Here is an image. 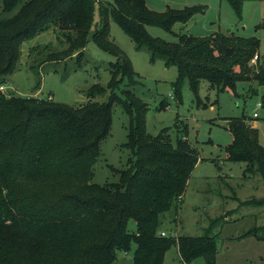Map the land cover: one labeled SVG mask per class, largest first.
I'll return each mask as SVG.
<instances>
[{
  "label": "trees",
  "instance_id": "obj_1",
  "mask_svg": "<svg viewBox=\"0 0 264 264\" xmlns=\"http://www.w3.org/2000/svg\"><path fill=\"white\" fill-rule=\"evenodd\" d=\"M97 1L0 0V86L16 70L20 44L49 28L68 46L49 53L46 61L74 55L79 59L89 40L115 59L108 63L107 88L93 85L87 101L78 106L0 90V264H112L116 252L127 251L132 243V264H162L173 246L184 263L202 257L205 264H216L218 234L159 233L161 215L185 193L200 160L198 150L186 138L185 128L175 141L168 128L155 136L147 133L148 105L130 89L139 83V75L109 39L108 22L112 18L135 49H147L150 62L162 60L166 68L175 67L170 88L176 102L185 82L195 97L201 81L216 94L237 95L239 83L264 88L259 40L218 31L206 36L173 34L175 23L203 14L205 5L157 12L148 9L145 0L101 4L100 25L91 30ZM225 1L239 16L245 0ZM146 26L172 33L175 41L150 36ZM106 93V100H94ZM163 100L159 109L169 105ZM259 102L264 109V94ZM115 103L129 117L123 147L130 155L126 167L116 171L118 180L100 185L91 181L93 165L100 142L109 134ZM225 126L232 138L224 148L226 160L243 163V176L259 174L264 188V146L258 142V129L245 115L228 118ZM241 204L263 206L264 197ZM128 220L135 223L134 233L126 229ZM242 237L264 240V226L233 239Z\"/></svg>",
  "mask_w": 264,
  "mask_h": 264
},
{
  "label": "rangeland",
  "instance_id": "obj_2",
  "mask_svg": "<svg viewBox=\"0 0 264 264\" xmlns=\"http://www.w3.org/2000/svg\"><path fill=\"white\" fill-rule=\"evenodd\" d=\"M112 0H98L94 6L91 30L100 25L101 4ZM148 9L162 12L167 7L180 9L204 4L203 14H197L185 24L175 23L173 34L206 36L221 32L259 40V55L264 58V1L245 0L238 16L225 0H145ZM109 39L130 60L139 75V83L131 91L148 105L146 131L155 136L162 128L175 141L179 130H186V138L197 150L199 161L188 180L181 201L160 217L159 233L166 236H200L218 234L216 264H264V240L242 237L252 227L264 226V205H242L249 198H263V182L259 174L243 176L244 164L226 160L224 148L232 138L225 124L231 117L245 115L251 123L258 124V142L264 146V109L257 106L264 88L256 83H239L237 95L228 91L216 94L201 81L197 97L185 82L181 101L170 98V83L176 78V69L166 68L162 60L150 62L149 51L135 49L130 38L111 18L108 22ZM147 33L165 41H175V35L159 27L146 26ZM62 35L53 28L35 34L20 44L16 70L7 76L1 90L16 96L52 99L55 102L78 106L87 101L90 87L98 84L107 88L108 63L115 59L89 40L83 55L61 61H46L51 52L67 48ZM124 83L120 85V89ZM120 89L116 93L120 96ZM108 93L97 95L94 100H106ZM169 106L159 109L160 100ZM164 101V100H163ZM200 101V102H199ZM253 113L257 116L253 117ZM109 134L99 144L100 154L93 165L92 182H116V171L126 167L130 155L123 147L126 141L129 117L121 105L115 103L111 111ZM183 134V133H182ZM113 171H112V170ZM232 210V211H231ZM126 229L135 232V223L128 220ZM135 244L127 251L116 252L112 264H132ZM162 264H205L202 257L184 263L175 246L163 257Z\"/></svg>",
  "mask_w": 264,
  "mask_h": 264
},
{
  "label": "built area",
  "instance_id": "obj_3",
  "mask_svg": "<svg viewBox=\"0 0 264 264\" xmlns=\"http://www.w3.org/2000/svg\"><path fill=\"white\" fill-rule=\"evenodd\" d=\"M257 60V55H254L253 58L251 59V62L254 63ZM2 86H0V90H1ZM170 98L173 99L172 95H170ZM257 106H260V102L257 103ZM257 114L253 113V117H256ZM161 236H166V234L162 231L160 232Z\"/></svg>",
  "mask_w": 264,
  "mask_h": 264
},
{
  "label": "crops",
  "instance_id": "obj_4",
  "mask_svg": "<svg viewBox=\"0 0 264 264\" xmlns=\"http://www.w3.org/2000/svg\"><path fill=\"white\" fill-rule=\"evenodd\" d=\"M173 100V99H172ZM169 106V105H168ZM253 125V127H256V128H258V124L257 123H253L252 124ZM198 164V163H197ZM232 211V210H231Z\"/></svg>",
  "mask_w": 264,
  "mask_h": 264
},
{
  "label": "water",
  "instance_id": "obj_5",
  "mask_svg": "<svg viewBox=\"0 0 264 264\" xmlns=\"http://www.w3.org/2000/svg\"><path fill=\"white\" fill-rule=\"evenodd\" d=\"M5 94H7V92H5Z\"/></svg>",
  "mask_w": 264,
  "mask_h": 264
}]
</instances>
